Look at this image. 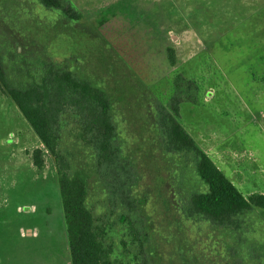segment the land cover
<instances>
[{
	"label": "rangeland",
	"instance_id": "374dc122",
	"mask_svg": "<svg viewBox=\"0 0 264 264\" xmlns=\"http://www.w3.org/2000/svg\"><path fill=\"white\" fill-rule=\"evenodd\" d=\"M64 1L61 10H48L36 0H0V62L20 80L28 61H51L105 91L115 123L127 129L120 140L128 138L130 147L124 165L103 174L93 173L92 161L83 163L91 175L89 207L97 222L112 227L117 249L120 236L131 242V227L120 229L132 215L143 246L121 245L119 262L195 264L165 237L180 215L173 200L161 199L170 188L156 149L164 143L160 126L176 102V119L237 188L246 196L264 193V0ZM72 116L60 148L91 160ZM36 136L0 89V264H71L56 160ZM38 147L42 168L32 158ZM192 158L185 153L182 162ZM135 185L157 189L156 210L147 208L160 231L169 225L166 233H151L136 220L142 207L130 212ZM173 186L183 194L190 188ZM250 214L264 219L263 210ZM192 233L186 234L191 241Z\"/></svg>",
	"mask_w": 264,
	"mask_h": 264
},
{
	"label": "trees",
	"instance_id": "16d2710c",
	"mask_svg": "<svg viewBox=\"0 0 264 264\" xmlns=\"http://www.w3.org/2000/svg\"><path fill=\"white\" fill-rule=\"evenodd\" d=\"M36 1L48 10H61L65 4L64 0ZM70 18L75 19L73 15ZM23 70L24 76L20 80L14 79L7 75L0 62V89L15 102L56 160L71 264H123L117 253L121 245L123 248L130 244L134 247L140 241L143 246L138 229L133 226V217L128 213L120 230L131 227L130 234L129 231L126 234L131 242L120 236L118 249L115 247L112 227L97 222L88 205L91 175L83 163L92 161L94 174H103L117 163L124 165L130 140L121 141L120 135L127 129L115 123L112 102L105 91L88 78L51 61L41 60L35 64L28 61L27 69ZM172 107L173 112L166 113L165 123L160 126L164 143H157L156 149L160 151L159 159L170 188L166 187L165 195L161 193V199L165 202L173 200L171 208L176 209L173 211L180 217L169 233H166L169 225L164 223L160 231L159 222L147 208L152 204L156 210L157 189L139 190L138 185L130 190L134 200L129 206L130 212L134 211L133 205L142 207L143 216L136 217V220L139 219L142 225L146 222L151 233L158 236L161 232L166 233V239L173 240L178 252L193 255L195 264L199 261L207 264H264V219L250 217L254 209L264 211V193L244 195L176 119L178 104L173 102ZM71 115L79 120L81 139L91 150V160L68 157L60 148L61 131L68 122L66 117ZM185 153L193 157L190 165L182 162ZM32 158L36 167H43L41 148L32 152ZM186 166L193 171L189 177L184 171ZM174 182L186 183L190 188L185 194L176 192ZM196 216L202 219H195ZM189 229H194L192 241L186 237Z\"/></svg>",
	"mask_w": 264,
	"mask_h": 264
},
{
	"label": "crops",
	"instance_id": "0c3cea01",
	"mask_svg": "<svg viewBox=\"0 0 264 264\" xmlns=\"http://www.w3.org/2000/svg\"><path fill=\"white\" fill-rule=\"evenodd\" d=\"M20 111V110H19ZM21 112V111H20ZM36 138H37V136H36ZM38 141H39V143H40V147L41 146H43V143L40 141V139L38 138ZM40 147H38V148H40Z\"/></svg>",
	"mask_w": 264,
	"mask_h": 264
}]
</instances>
